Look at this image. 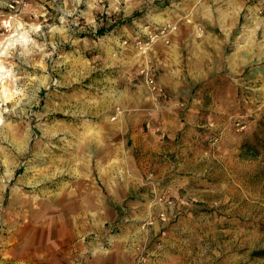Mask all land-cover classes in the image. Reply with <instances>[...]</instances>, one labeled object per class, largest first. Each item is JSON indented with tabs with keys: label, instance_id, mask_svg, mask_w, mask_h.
<instances>
[{
	"label": "rangeland",
	"instance_id": "obj_1",
	"mask_svg": "<svg viewBox=\"0 0 264 264\" xmlns=\"http://www.w3.org/2000/svg\"><path fill=\"white\" fill-rule=\"evenodd\" d=\"M94 3L0 0V41L23 37L0 43V257L50 250L77 196L129 181L118 218L83 240L131 221L147 264H264L259 0Z\"/></svg>",
	"mask_w": 264,
	"mask_h": 264
},
{
	"label": "crops",
	"instance_id": "obj_2",
	"mask_svg": "<svg viewBox=\"0 0 264 264\" xmlns=\"http://www.w3.org/2000/svg\"><path fill=\"white\" fill-rule=\"evenodd\" d=\"M263 1L259 0V7ZM256 8L257 6L251 8V12L253 10L255 12ZM242 41L243 37H240L239 43ZM218 49L223 50V48ZM221 51H215L213 57L217 53L220 55ZM235 52H238V50L235 49ZM223 54L225 57V53ZM263 60L264 15L259 16V63ZM137 75L142 79L139 73ZM139 106L141 105L139 104ZM170 112L175 114L173 110ZM171 118H174V116L171 115ZM135 135L137 134L132 133L133 137ZM118 154V159L128 160L129 164L135 168L136 159L133 149L121 148ZM93 185L94 183L91 182L90 186ZM122 186L124 187L121 190L123 194H114L111 191V194L104 195L103 191L95 190L96 193L93 195L77 196V205L74 211L65 214L64 224L60 222L65 231L52 239L55 245L50 250L44 246L27 251L14 244L3 249L0 264H133L137 247L142 243L143 236H145V231L139 229L135 222L122 223L120 233L116 237H108L103 240L102 236L99 239L83 240L88 233H97L104 222L115 221L118 218L123 209L117 203L125 198L132 197L131 193L136 192V186L130 184L129 181L122 183ZM112 204L115 205L112 206ZM141 215L134 214L138 219L144 217L143 214ZM155 228L156 230L159 229L158 223Z\"/></svg>",
	"mask_w": 264,
	"mask_h": 264
},
{
	"label": "clouds",
	"instance_id": "obj_3",
	"mask_svg": "<svg viewBox=\"0 0 264 264\" xmlns=\"http://www.w3.org/2000/svg\"><path fill=\"white\" fill-rule=\"evenodd\" d=\"M77 3L80 2V0H76ZM102 2V0H96V3L90 5V7H96L98 6V4ZM138 3V0H137ZM121 6L125 7V8H132L134 6V0H109V7L111 9V11L113 12H120L121 11ZM92 22V21H90ZM5 27H8L9 25L5 22L4 23ZM34 31L36 29H33ZM146 31V30H145ZM105 95H115V93L113 92H109V93H105ZM103 97H100L99 99L93 98V99H85L84 100V104L88 107V108H92L94 106L99 105L102 101H103ZM4 111H7V109H4ZM118 116L121 115V113L117 114ZM0 123H3L2 120H0Z\"/></svg>",
	"mask_w": 264,
	"mask_h": 264
},
{
	"label": "built area",
	"instance_id": "obj_4",
	"mask_svg": "<svg viewBox=\"0 0 264 264\" xmlns=\"http://www.w3.org/2000/svg\"><path fill=\"white\" fill-rule=\"evenodd\" d=\"M263 12H264V1L261 2V5L259 7V13H263ZM142 73H143V76L145 77V80H146L147 84L149 86H151L152 88H154L153 87L154 78H153L152 73L149 70H146V69L142 70ZM133 264H147V260H146V258L143 255H139L136 258V260L133 262Z\"/></svg>",
	"mask_w": 264,
	"mask_h": 264
},
{
	"label": "bare ground",
	"instance_id": "obj_5",
	"mask_svg": "<svg viewBox=\"0 0 264 264\" xmlns=\"http://www.w3.org/2000/svg\"><path fill=\"white\" fill-rule=\"evenodd\" d=\"M22 41L23 40V37L22 36H18V35H16L15 37H13V36H8V37H6V38H4L3 39V41H0V43H2V42H8V44H10V43H12V42H14V41ZM4 72H5V70H2L1 69V67H0V84H1V87H2V89L4 90V92L6 91L5 89V85H3V83H2V77L1 76H3L4 75ZM4 101H7V99L9 98L8 97V95H5L4 97Z\"/></svg>",
	"mask_w": 264,
	"mask_h": 264
},
{
	"label": "trees",
	"instance_id": "obj_6",
	"mask_svg": "<svg viewBox=\"0 0 264 264\" xmlns=\"http://www.w3.org/2000/svg\"><path fill=\"white\" fill-rule=\"evenodd\" d=\"M110 28V26L109 27H107V28H105V27H101V28H99V30H98V34H102L105 30H108ZM248 149H249V147H248ZM251 150V149H250ZM261 252H256V254L255 255H258L259 256V254H260Z\"/></svg>",
	"mask_w": 264,
	"mask_h": 264
}]
</instances>
